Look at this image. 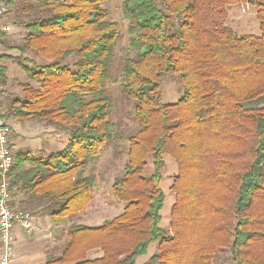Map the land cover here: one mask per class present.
I'll return each instance as SVG.
<instances>
[{"label":"trees","instance_id":"16d2710c","mask_svg":"<svg viewBox=\"0 0 264 264\" xmlns=\"http://www.w3.org/2000/svg\"><path fill=\"white\" fill-rule=\"evenodd\" d=\"M36 1L19 49L45 61L19 59L37 88L23 85L6 118L42 122L69 138L62 151L15 154L12 191L44 201L53 217L83 212L98 182L88 167L109 145L119 154L118 143L128 142L112 186L123 213L97 227L70 226L50 264H137L153 243L150 264H214L227 248L232 264H264V0L123 1L135 55L121 60L122 93L134 102V135L111 120L107 82L121 29L103 7L110 0ZM234 4L256 8L260 36L235 34L227 23ZM168 76L182 88L176 103L162 98ZM167 155L178 174L164 229ZM91 250L103 256L88 260Z\"/></svg>","mask_w":264,"mask_h":264},{"label":"rangeland","instance_id":"374dc122","mask_svg":"<svg viewBox=\"0 0 264 264\" xmlns=\"http://www.w3.org/2000/svg\"><path fill=\"white\" fill-rule=\"evenodd\" d=\"M123 1L124 0H110L103 4V7L109 10L111 19L116 21L121 29V38L116 48L111 76L107 82V89L114 103L111 120L116 130L124 131L126 135H134L139 131V124L134 118V102L129 101L122 93L121 60L129 53H131L132 56L135 55L134 52H131V35L128 32L129 22L124 18L122 12ZM228 10L230 12L228 25L234 30L237 36L260 35V23L256 16L255 7H249V11L244 13L242 11V4H234L231 5ZM73 61V59L70 60V62ZM181 89L182 88L177 84L176 76L166 77L162 87L163 101L168 104L176 103L182 93ZM37 126H43L42 135L44 138V145L49 144V148H45L46 150L49 149V151H51L50 153H53L65 149L68 144V134L58 133L45 124ZM118 144H120L119 154H117L114 147L116 144H111L102 152L100 161L88 167V174L94 173L98 176L97 188L92 192L93 204L91 208L87 212L79 213V215L73 217L75 224H86L88 221V213L93 214L99 212L100 219L98 223L100 226L103 225L105 221L111 220L123 213L125 204L115 197L112 186L114 184V179L124 172V167L128 160V142L124 140ZM147 162L145 175L149 176L154 170L153 161L149 158ZM165 162L166 165L162 171L163 181L161 187L166 198L164 208L161 211V226L164 229H168L170 227L172 207L175 202V196L171 191V186L178 174V166L170 155L165 157ZM158 248V243L151 244L148 253L137 259V264H150L149 261L158 253ZM214 264H232L231 249L219 250Z\"/></svg>","mask_w":264,"mask_h":264},{"label":"crops","instance_id":"0c3cea01","mask_svg":"<svg viewBox=\"0 0 264 264\" xmlns=\"http://www.w3.org/2000/svg\"><path fill=\"white\" fill-rule=\"evenodd\" d=\"M37 6H39V2L36 0H12L9 3V11L3 19L4 25L10 28L9 32L0 36V68L5 69L3 74L5 80L1 83L0 98L5 114H10L16 99L24 97L23 85L28 84L37 88V83L29 79L19 63V59L22 57L30 58L40 64L45 61L34 52L22 54L19 49L29 32L27 24L38 15L39 10L35 8ZM242 11L244 12L243 7ZM248 11L249 9L246 12ZM228 13L230 15L229 10ZM229 18L230 16L228 21ZM7 120L12 127L11 147L14 155L19 152H30L38 157L51 152L49 149H45L49 148V144L44 145L43 126H37L44 123L33 120L21 122L13 116ZM13 193L15 196L14 205L23 208L30 214L35 228L32 231L21 227L14 230L15 257L12 264H50L53 258L60 255L66 241L67 230L75 224L73 217L79 213L64 218L53 217L47 210L44 201L36 196L14 191ZM92 204L93 200L83 212H87ZM87 219L88 224L84 225L100 226L98 223L99 212L88 213ZM1 248L0 240V252ZM102 256L103 253L100 250H91L87 254V259L95 260Z\"/></svg>","mask_w":264,"mask_h":264},{"label":"built area","instance_id":"2783aa9c","mask_svg":"<svg viewBox=\"0 0 264 264\" xmlns=\"http://www.w3.org/2000/svg\"><path fill=\"white\" fill-rule=\"evenodd\" d=\"M9 2L10 0H0V36L10 30L3 23L4 16L9 11ZM243 8L244 12L248 10V7ZM5 115L0 98V264H12L15 257L14 230L21 227L32 231L35 227L30 214L14 205L11 172L16 160L11 147L12 127Z\"/></svg>","mask_w":264,"mask_h":264}]
</instances>
